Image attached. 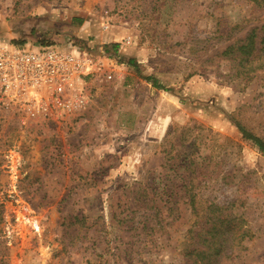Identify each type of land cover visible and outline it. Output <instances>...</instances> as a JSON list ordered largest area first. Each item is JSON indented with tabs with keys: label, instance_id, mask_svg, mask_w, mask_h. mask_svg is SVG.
<instances>
[{
	"label": "rangeland",
	"instance_id": "obj_1",
	"mask_svg": "<svg viewBox=\"0 0 264 264\" xmlns=\"http://www.w3.org/2000/svg\"><path fill=\"white\" fill-rule=\"evenodd\" d=\"M262 22L251 0H0V42L105 60L70 111L0 94V264H184L211 200L252 234L218 264H264V154L235 125L264 140V71L215 55Z\"/></svg>",
	"mask_w": 264,
	"mask_h": 264
},
{
	"label": "built area",
	"instance_id": "obj_2",
	"mask_svg": "<svg viewBox=\"0 0 264 264\" xmlns=\"http://www.w3.org/2000/svg\"><path fill=\"white\" fill-rule=\"evenodd\" d=\"M102 62L104 57L74 43L63 48L52 42L9 43L0 47V94L39 112L50 103L70 111L84 105L82 78L100 75ZM111 77L105 73V78Z\"/></svg>",
	"mask_w": 264,
	"mask_h": 264
},
{
	"label": "trees",
	"instance_id": "obj_3",
	"mask_svg": "<svg viewBox=\"0 0 264 264\" xmlns=\"http://www.w3.org/2000/svg\"><path fill=\"white\" fill-rule=\"evenodd\" d=\"M251 1L256 6L264 7V0ZM13 43L22 44L24 41ZM111 48L113 52L116 51V45ZM215 55L227 62V73L232 79H241L244 83L250 81L256 71H264V22L251 26L243 36L227 44ZM235 125L242 136L264 154V140L251 134L239 122H235ZM189 203L194 209L192 196H189ZM234 203L235 200H232L226 206L223 201H209L203 218H196L180 241L181 252L185 256L184 264H218L220 258L229 257L234 249H241L243 238L252 234L243 219L227 211Z\"/></svg>",
	"mask_w": 264,
	"mask_h": 264
},
{
	"label": "crops",
	"instance_id": "obj_4",
	"mask_svg": "<svg viewBox=\"0 0 264 264\" xmlns=\"http://www.w3.org/2000/svg\"><path fill=\"white\" fill-rule=\"evenodd\" d=\"M30 11H29V13H31V14H33V15H41V16H45V18L43 19L42 17H40V18H38V20H39V23L38 24H36V29H41V27H43V20H46V19H48L47 18V15H50L51 13H53V10H52V7L51 6H49V5H47V3H39V4H37V3H34V5L33 6H31V8L29 9ZM76 25V27H79V26H82V27H85L84 26V23L82 22V20H81V18L80 19H78V21H77V23L75 22L74 23V26ZM107 28V27H106ZM102 31H100V30H98L97 29V31H96V34H99V35H97L96 37L98 38V36L99 37H101V38H99L97 41H100V43L101 42H103L104 43V30L103 29H101ZM94 32H95V29H94ZM93 32V33H94ZM95 35V34H94ZM103 35V36H102ZM15 41H18V40H15ZM14 42V40H7L6 42L5 41H2V42H0V47L1 46H6V45H8L9 43H13ZM67 45V44H66ZM69 45V44H68Z\"/></svg>",
	"mask_w": 264,
	"mask_h": 264
}]
</instances>
